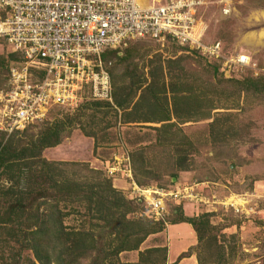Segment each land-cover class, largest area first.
Wrapping results in <instances>:
<instances>
[{"label": "rangeland", "instance_id": "rangeland-1", "mask_svg": "<svg viewBox=\"0 0 264 264\" xmlns=\"http://www.w3.org/2000/svg\"><path fill=\"white\" fill-rule=\"evenodd\" d=\"M223 3L228 8L227 12L221 11V5L216 0H208L201 7L200 15L205 23L201 40L220 41L223 56L220 57L219 67L223 65L222 59L241 52L248 56V64L232 65L229 69L221 66L222 70L218 67V72L212 73L211 65L191 48H183L172 39L160 43L153 38L143 37L130 40L127 44L133 49L132 54L124 59L120 56L110 57L106 66L112 72L111 79L108 75L112 90L115 87L125 90L128 84L137 81L143 83L147 79V62L149 58H156L154 54L160 53L164 58L177 57V64L171 65V71L177 75L176 84L179 87L185 88L188 83H192L199 96L211 98L216 105L224 103L222 106L225 108L217 107L212 112L220 119L213 132L209 131L206 124L208 118L170 126L169 130L179 127L171 133L172 141L176 135L183 134L194 141L196 146L193 147L196 148H184V144L181 148L172 142L171 145L159 146L162 152L171 156L175 155L179 146L178 151L187 153L185 163L189 161L187 169H178L174 177L164 174L160 181L169 188L192 186V191H197L198 196L202 197L183 200L179 204L182 213L187 216L208 212L215 239L209 243L204 239L199 245L204 264H264V92H256L242 85L238 90L234 89L237 86L234 79H242L246 75H264V0H223ZM259 32L263 33L259 39H248L249 33ZM5 50L6 47L1 45L0 53ZM157 86L154 85V88ZM140 91L141 88L133 91L132 99ZM147 94L144 100L150 99ZM89 99L87 86H84L78 93L79 102L76 106L51 112L50 119L54 115L75 112L79 122L58 144L44 148L41 152L43 157L86 163L88 167L104 172L106 159H111L112 154H117L119 159L120 151L125 150L128 154L139 147L151 153L150 145L154 143L156 133L151 126L158 123L142 119L158 116V110L148 108L144 114V109L136 108L134 114L138 121L120 123L114 122L110 111L103 117L95 105L89 106ZM171 121L174 118L171 117ZM78 124L93 130V137L83 134ZM31 131L35 129L27 133ZM114 173L108 175L112 185L128 198L133 197L137 191L131 187L128 189L129 179L122 172L116 177ZM129 174L136 183L131 167ZM155 182L157 180L148 179V184L144 186ZM8 183L0 177V184L5 186ZM142 200L145 203L144 198ZM150 200L151 197L147 199L144 210L152 217L153 210L146 206ZM83 203L80 201V205ZM162 205L168 214L175 203L163 198ZM78 210L82 213V206ZM63 222L74 225L78 222L77 215L71 212L63 217ZM84 224L87 226L86 222ZM188 224L165 222L164 228L148 234L138 249L164 245L165 251L159 253L164 255L163 264H197L195 248L191 250L186 245L188 242H193L192 245L196 243L194 231L192 227L189 229ZM10 244H14V241H10ZM221 250L223 254L220 258L218 254ZM27 253L30 255V252ZM118 257L121 264H134L137 249L121 251ZM79 264H86V259H82Z\"/></svg>", "mask_w": 264, "mask_h": 264}, {"label": "trees", "instance_id": "trees-1", "mask_svg": "<svg viewBox=\"0 0 264 264\" xmlns=\"http://www.w3.org/2000/svg\"><path fill=\"white\" fill-rule=\"evenodd\" d=\"M129 42L122 48L104 49L101 59L105 66L110 57L120 56L124 59L132 54L133 49L127 46ZM180 46L187 48L185 45ZM190 50L196 51L211 65L212 73L218 72L220 59L208 58L195 49ZM153 56H156L154 60L148 59L147 79L143 83H130L125 90L118 87L112 90L110 87V100L90 98L88 104L95 105L103 117L110 111L114 122L120 123L138 121L134 114L136 108L144 109V114L148 108L158 110V116L142 119L158 123L151 126L156 132L154 143L150 145L151 153L139 147L135 149L137 151H130L128 158L137 184H148V179H154L157 182L153 185L169 188L160 181L161 176L174 177L178 169H187L189 166V161L185 163L187 153L178 151V147L182 148L184 144V148H196L193 147L196 146L194 141L183 134L176 135L172 141L171 133L179 127L169 130L170 126L208 118L206 124L209 131L213 132L220 119L212 112L217 107L225 106H222L224 103L216 105L209 97L199 96L192 83H188L185 88L176 84L177 75L171 71V65L177 64V57L164 58L160 53ZM16 57L15 52L0 53V87L6 82L8 62ZM106 69L111 79L112 72L107 66ZM234 81L237 83L235 90L242 85L256 92H264L262 74L246 75ZM138 88H141L139 95L132 99L133 91ZM146 93L150 99L144 100ZM62 108L51 106L38 122L26 124L9 133L0 131V177L9 182L5 186L0 184V264H79L82 259H86V264H121L118 253L135 249L137 260L134 264H163L164 255L159 253L165 251L164 245L142 249H138V246L148 234L163 229L165 222H187L191 225L196 243L188 248H195L197 264H204L199 245L204 239L208 243L215 239L208 212L187 216L180 208L179 203L183 200H169L175 203L169 213L166 211L154 219L144 210L145 203L140 197L125 196L101 170L88 167L86 163L46 159L42 156L44 148L58 144L79 122L75 112L54 115L50 119L52 111L59 112ZM171 117L174 121H171ZM78 126L83 134L93 137V130L84 125ZM32 128L35 131L27 133ZM171 142L179 145L172 156L159 148L171 145ZM80 201H84L83 205H80ZM79 206H82V213H79ZM138 210L139 213L135 215ZM71 212L77 215L78 222L67 225L63 217ZM10 241H14V244H10ZM222 251L218 254L220 258Z\"/></svg>", "mask_w": 264, "mask_h": 264}, {"label": "built area", "instance_id": "built-area-1", "mask_svg": "<svg viewBox=\"0 0 264 264\" xmlns=\"http://www.w3.org/2000/svg\"><path fill=\"white\" fill-rule=\"evenodd\" d=\"M208 0H0V46L17 57L6 66L0 88V131L9 133L42 120L51 106L73 107L87 86L90 98L110 100L109 77L101 52L122 48L143 37L172 39L208 58L220 59L219 40H201L205 23L201 7ZM227 12L223 0H216ZM221 66L248 64L235 53ZM106 160L104 171L129 179L134 196L144 198L152 218L166 211L162 199L188 200L198 196L192 186L163 188L139 185L130 177L125 150ZM117 163V165H116ZM122 172V173H121ZM131 183V184H130ZM152 195V196H150ZM142 198V199H143Z\"/></svg>", "mask_w": 264, "mask_h": 264}, {"label": "bare ground", "instance_id": "bare-ground-1", "mask_svg": "<svg viewBox=\"0 0 264 264\" xmlns=\"http://www.w3.org/2000/svg\"><path fill=\"white\" fill-rule=\"evenodd\" d=\"M263 13V12H262ZM263 15H264V13H263ZM264 18V17H263ZM249 35L250 36H248V39H252V38H257V39H259V37H261L262 35H263V33L262 32H259V33H257V34H252V33H249ZM247 36V35H246ZM264 37V36H263ZM253 42V41H252Z\"/></svg>", "mask_w": 264, "mask_h": 264}, {"label": "clouds", "instance_id": "clouds-1", "mask_svg": "<svg viewBox=\"0 0 264 264\" xmlns=\"http://www.w3.org/2000/svg\"><path fill=\"white\" fill-rule=\"evenodd\" d=\"M7 51H9V50L6 49L5 52H7ZM9 52H13V51H9ZM10 61H11V60H10ZM5 76H6V75H5ZM0 88H1V87H0ZM106 160H108V159H106ZM130 167H131V166H130ZM104 173H105V175H106L107 177H109L108 174H107L105 171H104ZM117 175H119V174H115L114 177H116ZM109 178H110V177H109Z\"/></svg>", "mask_w": 264, "mask_h": 264}, {"label": "crops", "instance_id": "crops-1", "mask_svg": "<svg viewBox=\"0 0 264 264\" xmlns=\"http://www.w3.org/2000/svg\"><path fill=\"white\" fill-rule=\"evenodd\" d=\"M174 41V40H173ZM176 42V41H175ZM177 43V42H176ZM179 44V43H178ZM187 47V46H186ZM178 223V222H177ZM187 226V225H186ZM188 226H189V229L191 230V225L190 224H188ZM195 235V234H194ZM194 238V237H193ZM189 244H193V242H188L186 245H188L189 246Z\"/></svg>", "mask_w": 264, "mask_h": 264}]
</instances>
